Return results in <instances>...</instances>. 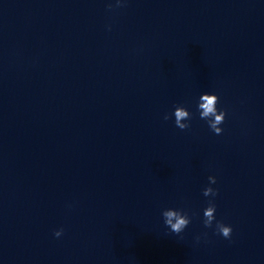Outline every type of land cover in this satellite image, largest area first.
<instances>
[{"label": "clouds", "instance_id": "1", "mask_svg": "<svg viewBox=\"0 0 264 264\" xmlns=\"http://www.w3.org/2000/svg\"><path fill=\"white\" fill-rule=\"evenodd\" d=\"M117 3L119 5V0H117ZM109 7H111V5H109ZM217 103H218L217 95L204 93L199 98L198 110L200 111V118L207 120L211 130L215 134L219 135L222 133V128L219 125H221L224 122L225 112L217 110L216 107ZM174 117H175V126L177 128L184 130L190 127L188 123H184V121L191 119V114L185 107L176 106L174 110ZM163 118L164 120H168L169 116L165 114ZM208 180L210 184L216 183V178L213 176H209ZM216 194H217L216 190H214L211 187H206L203 190V195L206 197L215 196ZM215 212H216L215 204L209 202L208 207H206L203 212L205 227L212 226L213 221L215 220ZM162 216L164 218L165 225L170 229L172 233L175 234L182 233L190 223V218L188 217V215L182 212L181 210H176L171 208L165 209L162 211ZM216 230L224 238L230 239L232 234L231 226L225 225L221 222H217ZM62 232L63 229H60L56 231L54 235L56 237H59L62 235Z\"/></svg>", "mask_w": 264, "mask_h": 264}]
</instances>
